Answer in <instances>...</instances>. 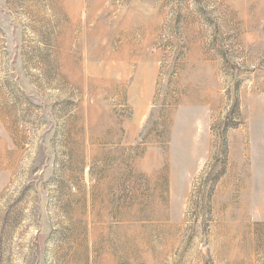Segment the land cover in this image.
I'll use <instances>...</instances> for the list:
<instances>
[{
  "label": "rangeland",
  "instance_id": "rangeland-1",
  "mask_svg": "<svg viewBox=\"0 0 264 264\" xmlns=\"http://www.w3.org/2000/svg\"><path fill=\"white\" fill-rule=\"evenodd\" d=\"M0 264H264V0H0Z\"/></svg>",
  "mask_w": 264,
  "mask_h": 264
}]
</instances>
